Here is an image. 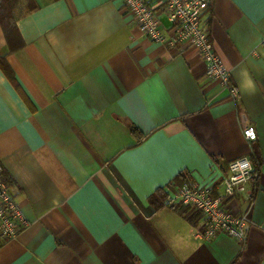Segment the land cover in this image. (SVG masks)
Wrapping results in <instances>:
<instances>
[{
    "label": "crops",
    "instance_id": "1",
    "mask_svg": "<svg viewBox=\"0 0 264 264\" xmlns=\"http://www.w3.org/2000/svg\"><path fill=\"white\" fill-rule=\"evenodd\" d=\"M23 7L11 44L0 27V182L24 218L0 237V264H264V0H211L201 15L235 96L194 48L143 36L123 0ZM247 154L244 245L194 238L187 217L148 200L180 171L219 189Z\"/></svg>",
    "mask_w": 264,
    "mask_h": 264
},
{
    "label": "built area",
    "instance_id": "2",
    "mask_svg": "<svg viewBox=\"0 0 264 264\" xmlns=\"http://www.w3.org/2000/svg\"><path fill=\"white\" fill-rule=\"evenodd\" d=\"M210 2L211 0H123V6L132 15L143 36L153 42L169 46H190L197 50L205 62V76L215 79L230 95L235 96L236 89L229 79V71L214 53L200 24L201 15ZM162 15L168 23L166 32L162 29ZM262 46L264 48V37ZM242 135L250 142L256 139L252 125L244 126ZM257 174L250 155H243L227 163V171L221 178L219 189L209 185L182 184L167 195L165 203L186 206L185 217L195 212L200 213V220L193 229L194 238L208 240L224 233L244 245L251 204L246 184ZM238 198L246 202V210L238 211L234 208L238 205ZM23 226L24 218L12 192L0 182V237L13 238Z\"/></svg>",
    "mask_w": 264,
    "mask_h": 264
},
{
    "label": "trees",
    "instance_id": "3",
    "mask_svg": "<svg viewBox=\"0 0 264 264\" xmlns=\"http://www.w3.org/2000/svg\"><path fill=\"white\" fill-rule=\"evenodd\" d=\"M23 5H21V0H0V27L4 33V36L9 44L11 37L14 35L16 32V20L18 17L23 13ZM209 21V15L205 18V23H208ZM20 46V45H18ZM0 63H3V58L0 57ZM5 68V67H3ZM130 131L131 134H133L136 137V141L139 142L141 140V134L138 131V129L131 125L130 126ZM256 165L258 162L257 160L253 161ZM256 170V166L254 167ZM191 180L188 179V174L186 171H180L177 175L174 176L173 182L168 183L167 186L170 187L173 185L175 186H180L182 184H192L190 182ZM253 198V194L249 195V201H251ZM164 199H165V193L163 191L162 187H158L153 191L149 196L148 200L153 205L154 207L161 206L164 204ZM179 214L185 215L187 211V207L177 203L171 205ZM187 219L192 223V224H197V222L200 220V213L195 212L192 213L190 216L187 217Z\"/></svg>",
    "mask_w": 264,
    "mask_h": 264
},
{
    "label": "rangeland",
    "instance_id": "4",
    "mask_svg": "<svg viewBox=\"0 0 264 264\" xmlns=\"http://www.w3.org/2000/svg\"><path fill=\"white\" fill-rule=\"evenodd\" d=\"M24 0H21V5H23ZM23 7V6H22Z\"/></svg>",
    "mask_w": 264,
    "mask_h": 264
},
{
    "label": "clouds",
    "instance_id": "5",
    "mask_svg": "<svg viewBox=\"0 0 264 264\" xmlns=\"http://www.w3.org/2000/svg\"><path fill=\"white\" fill-rule=\"evenodd\" d=\"M249 86L251 87L252 85H251V82H249Z\"/></svg>",
    "mask_w": 264,
    "mask_h": 264
}]
</instances>
